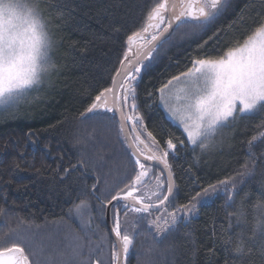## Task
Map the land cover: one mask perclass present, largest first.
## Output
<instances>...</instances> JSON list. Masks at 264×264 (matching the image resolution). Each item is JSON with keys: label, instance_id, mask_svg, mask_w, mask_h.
I'll return each instance as SVG.
<instances>
[{"label": "trees", "instance_id": "obj_1", "mask_svg": "<svg viewBox=\"0 0 264 264\" xmlns=\"http://www.w3.org/2000/svg\"><path fill=\"white\" fill-rule=\"evenodd\" d=\"M57 2L59 9L51 6L53 0H41L40 5L44 16L51 18L56 44L50 55L57 68L38 90H29L18 104L0 108V237L12 230L23 233L27 241L22 246L26 253H35L30 260L39 264H47L49 259L64 264L71 259V246L76 243L85 246V264L97 260L111 264L112 241L109 236L107 242L100 241L102 234H108L106 211L101 215L100 209L106 190L122 187L132 164L116 117L109 119L112 113L81 117V113L95 95L112 85L127 35L141 27L153 0ZM59 11L62 18L57 17ZM261 15L264 6L259 0H228L224 12L206 29L197 32L191 24L176 26L160 45L151 66L140 73L137 92L144 124L162 144L169 135L184 136L165 118L156 89L191 67L193 58L215 56L234 38L246 35ZM149 92L153 93L151 100ZM262 122L264 112L238 116L221 130L216 146L205 152L199 148L193 152L186 140L184 147L178 145L176 159L169 157L179 188L175 203L186 202L201 186L226 177L236 178L235 202L226 207L228 193L221 188L192 219L181 221L163 236L142 221L124 264H208L207 250L214 241L216 254L211 264H241L231 253L241 234L246 250H252L243 264H264V240L260 234L253 237L252 220L253 206L264 202V138L251 149L248 146L254 135L264 132V127H258ZM246 161L253 172L237 176ZM81 200L91 206L90 227L69 211ZM242 202L250 220L237 224L232 217V228L224 232L228 213Z\"/></svg>", "mask_w": 264, "mask_h": 264}, {"label": "snow or ice", "instance_id": "obj_2", "mask_svg": "<svg viewBox=\"0 0 264 264\" xmlns=\"http://www.w3.org/2000/svg\"><path fill=\"white\" fill-rule=\"evenodd\" d=\"M259 3L264 6V0ZM40 5L41 0H0V106L18 104L29 90H38L57 68L50 55L56 44L50 29L51 18L44 16ZM227 5L228 0H153L141 27L127 35V46L118 61L112 85L95 95L81 113V117L112 113L109 119L118 114L121 134L130 126V135H124V143L132 168L124 176L122 187L106 190L100 209L102 215L107 206L112 207L113 225L109 234L115 239L110 244L111 264H120L122 256L127 257L142 221L154 228L157 236H163L174 231L181 221L192 219L198 208L214 200L221 188L228 193L225 206L231 207L235 202L236 178L226 177L201 186L186 202L176 204L179 188L169 157L176 159L178 145L184 147L185 140L193 152L197 148L205 152L210 146H216L221 130L231 126L238 116L243 118L264 112V15L246 35L234 38L217 55L193 58L191 67L171 76L156 89L158 106L165 118L181 130L184 139L169 135L162 144L144 124L137 92L140 73L151 66L164 34L174 24L177 27L191 24L193 31H202L224 12ZM51 6L60 8L57 0H53ZM62 16L63 12L59 11L57 17ZM147 98L153 99V93L149 92ZM258 127H264V122ZM260 138H264V132L248 141L249 149ZM252 172L253 168L246 161L237 176ZM90 208L86 200H81L69 211L90 227ZM252 210L253 237L256 234L264 236V202L257 201ZM228 217V228L223 229L224 232L232 228V217L237 224L245 223L247 211L243 202L235 212L228 213ZM109 234L100 236L101 243L108 241ZM74 239L78 241L79 237ZM0 240H4L0 244V264H39L30 260V255L35 253H26L22 246L27 241L23 233L12 230L4 233ZM215 243L207 250L208 264L216 254ZM224 243H230V240ZM84 247L79 243L71 246V259L65 260L64 264H85L82 259ZM99 248L97 245V250ZM231 253L241 264L252 254L251 248L246 250L242 234ZM261 256L264 258V250ZM47 264L57 262L49 259ZM95 264L101 262L97 260Z\"/></svg>", "mask_w": 264, "mask_h": 264}, {"label": "water", "instance_id": "obj_3", "mask_svg": "<svg viewBox=\"0 0 264 264\" xmlns=\"http://www.w3.org/2000/svg\"><path fill=\"white\" fill-rule=\"evenodd\" d=\"M175 27H176V25L174 24L173 27L171 29H169V31L167 33L164 34L165 38L163 39V42H165L172 35ZM116 119H117V121L119 123V116H118V114L116 115ZM124 135H130V129H129V127H126L125 128V133L123 134V136ZM105 211H106V215H105V225H106L107 233L109 234V230L112 227V207H111V205L107 206V208L105 209ZM109 237H110L111 241L114 242V239H115L114 236H112V235L109 234ZM124 261H125V258L122 256L120 264H124Z\"/></svg>", "mask_w": 264, "mask_h": 264}, {"label": "rangeland", "instance_id": "obj_4", "mask_svg": "<svg viewBox=\"0 0 264 264\" xmlns=\"http://www.w3.org/2000/svg\"><path fill=\"white\" fill-rule=\"evenodd\" d=\"M8 106H0V108L1 109H4V108H7ZM249 116V115H248ZM169 121V120H168ZM190 147H192L191 145H189ZM246 220H250L248 217H246ZM252 220H254V214H253V212H252ZM263 237V240H264V236H262Z\"/></svg>", "mask_w": 264, "mask_h": 264}]
</instances>
